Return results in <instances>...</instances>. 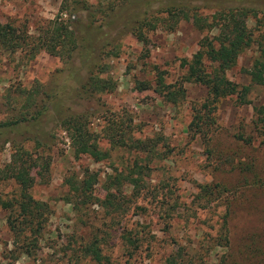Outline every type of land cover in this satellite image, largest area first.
<instances>
[{"label":"rangeland","instance_id":"rangeland-1","mask_svg":"<svg viewBox=\"0 0 264 264\" xmlns=\"http://www.w3.org/2000/svg\"><path fill=\"white\" fill-rule=\"evenodd\" d=\"M82 1L102 7V13L90 20ZM218 7L249 10L245 23L259 40L225 71L238 86L246 85L245 69L261 45L258 35L264 33V0H0V22L36 34L49 20L64 19L78 43L66 63L43 50L30 59L19 52L0 51V120L15 113L4 96L13 97L38 82V98L48 110L39 121L40 143L35 151L49 157L46 171L32 170L31 197L45 202L49 210L39 240L28 254L21 252L6 224L8 212L0 207V264H165L178 247L188 251L194 264H264V142L252 124V106L264 105V90L251 85L243 103L235 94L221 97L207 145L187 131L191 106L203 100L205 89L182 76L199 40L213 33L194 25L192 15L208 21ZM130 27L141 31L144 43ZM83 49H88L93 62L81 60ZM88 69L110 77L114 90L76 95ZM159 81L180 86L182 97L174 103L166 101L157 92ZM138 82L147 83V88L139 89ZM54 95L60 101L52 100ZM72 112L89 114V127L99 136L101 149L108 148L101 127L108 118L122 114L130 118L134 136L162 135L169 148L164 158H152L143 169L138 196L131 195L129 185L120 186L123 204L117 212H108L94 199L81 207L65 200L66 177H79L84 170L93 173L92 194L101 199L108 191L107 175L134 158L122 150H110V157L100 161L85 154L75 156L57 122L59 116ZM240 134L252 135V141L246 143ZM26 135L17 131L11 137L23 140ZM23 145L34 151L32 141ZM12 148L8 143L0 147V169ZM201 184L210 185L208 193L200 191ZM14 192L11 179L0 173V199ZM224 211L228 243L221 248L217 234ZM90 244L97 246L99 260L84 250Z\"/></svg>","mask_w":264,"mask_h":264},{"label":"trees","instance_id":"trees-1","mask_svg":"<svg viewBox=\"0 0 264 264\" xmlns=\"http://www.w3.org/2000/svg\"><path fill=\"white\" fill-rule=\"evenodd\" d=\"M82 2L81 8L86 11L90 20L97 12L102 13V7H92L85 1ZM182 7L187 6L182 5ZM248 11L244 7H218L209 16L208 21L192 15L194 25L199 28L205 26L208 31H213L210 35L199 40L197 49L187 61L182 76L184 81L197 83L205 89L203 100L198 105L191 106V116L187 125L190 137L198 136L204 145H207L213 135L214 109L221 97L235 94L237 101L243 103L251 85L260 86L264 90V33L258 35L262 40L261 45H258L257 54L252 59L250 66L245 69L249 83L238 86L225 75V71L235 63L237 56L259 40L252 37L246 26L245 19ZM261 13L264 15V10ZM171 14L170 9L169 15L171 16ZM143 22L146 25L148 23L145 20ZM152 26L153 24H150V27ZM130 31L139 42H145L144 35L139 29L135 31L134 27H130ZM77 48L78 43L74 32L64 19L49 20L44 27L38 29L36 34L28 33L22 26H15L7 21L0 22V51L19 52L30 59L38 51L43 50L66 63ZM86 50L83 49L84 52ZM79 53L81 60L87 59L93 62L87 52L79 51ZM157 85V92L170 103L176 102L183 95L180 86L173 87L175 84L164 85L159 81ZM147 86V83L138 82L139 89H145ZM114 88L115 83L110 77H101L95 71L88 69L85 79L80 83L79 91L75 94L89 97L95 93L111 92ZM40 92L39 83L34 81L29 88L19 89L13 97L6 94L4 96L6 103L15 110V113L14 115L9 113L7 117L0 120V147L6 143L13 147L9 159L3 164L0 173L4 178L11 179L15 185V194L10 198L0 199V207L8 212L6 224L13 241L18 243L19 248H22L20 251L26 254L39 240L49 213L47 204L33 199L30 194V188L34 184L32 170L37 168L43 172L49 165V157L35 151L40 143L38 139L40 133L37 131L39 121L48 110L46 103L38 98ZM56 97L60 101L61 97ZM56 97L54 95L51 98L54 100ZM33 108L35 109L31 111ZM252 115L255 135L260 136L261 142H264V105H253ZM88 116L89 114L86 112H72L57 118L58 125L64 131L75 156L85 154L94 161H100L110 157V150H122L133 153L134 158L130 162L125 161L124 164H121L122 168L114 170L113 175H107L104 188L108 191L101 199H96L92 194L93 186L96 183L93 173L84 170L79 177L71 175L66 177L64 180L67 188L65 200L73 206L81 207L93 202L94 199L100 207H106L108 212H117L123 204L120 186L129 185L131 195L138 196L143 189L141 176L143 169L148 168V163L152 158H164V151L169 152V148L162 135L156 134L142 138L134 136L130 118L122 114V118H108L106 124L101 127V138H104L108 144L107 149H101L98 144L99 136L93 133L89 127ZM17 131L27 134L23 140H15L11 137ZM239 136L246 143L252 141V135L244 137L240 134ZM23 141H32L34 151H32L33 148L29 150L24 147ZM137 154H142L143 157L137 158ZM209 187L208 184L199 185L200 191L205 193H208ZM119 195H121L120 200L117 198ZM226 216L227 213L224 211L217 234L221 248H225L228 243ZM84 250L95 259H100L96 245H87ZM165 264H194V259L187 250L178 247L168 254Z\"/></svg>","mask_w":264,"mask_h":264}]
</instances>
